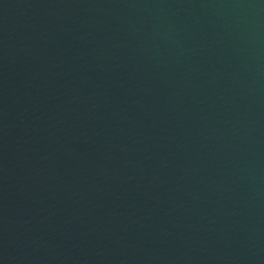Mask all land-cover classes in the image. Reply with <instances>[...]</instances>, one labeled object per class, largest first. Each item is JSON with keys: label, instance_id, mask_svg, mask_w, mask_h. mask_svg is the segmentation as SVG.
<instances>
[{"label": "water", "instance_id": "1", "mask_svg": "<svg viewBox=\"0 0 264 264\" xmlns=\"http://www.w3.org/2000/svg\"><path fill=\"white\" fill-rule=\"evenodd\" d=\"M0 264H264V0H0Z\"/></svg>", "mask_w": 264, "mask_h": 264}]
</instances>
